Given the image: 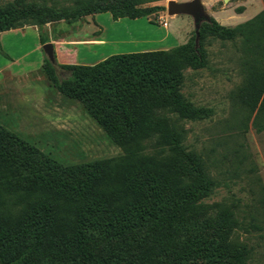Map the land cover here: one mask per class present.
I'll return each instance as SVG.
<instances>
[{"label": "trees", "instance_id": "trees-1", "mask_svg": "<svg viewBox=\"0 0 264 264\" xmlns=\"http://www.w3.org/2000/svg\"><path fill=\"white\" fill-rule=\"evenodd\" d=\"M157 10L163 8L81 3L67 15L9 7L0 9V33L27 16L40 25H69L99 13L134 20ZM209 27L220 40L240 41L244 77L234 98L246 120L254 113L251 126L261 132L264 13L232 28L210 19ZM189 52L190 65L203 67V50ZM169 60L152 51L111 55L91 66L44 61L56 91L79 102L123 154L65 166L0 126V264H248L251 250L238 231L261 227L238 220L237 202L221 205L214 218H197L195 203L214 182L202 157L182 146L183 129L161 130L149 114L167 107L191 122L211 116L181 97L182 76ZM151 133L170 153L163 167L131 152ZM259 203L264 207V196Z\"/></svg>", "mask_w": 264, "mask_h": 264}, {"label": "rangeland", "instance_id": "rangeland-1", "mask_svg": "<svg viewBox=\"0 0 264 264\" xmlns=\"http://www.w3.org/2000/svg\"><path fill=\"white\" fill-rule=\"evenodd\" d=\"M170 1L197 2L202 19L195 28L190 18L191 28L187 29L189 32L186 31L182 44L166 50L145 52L161 51L169 55L168 65L173 64L182 76L179 85L181 97L195 107L210 109L211 116L191 122L179 118L167 107H152L149 114L153 121L161 122V130H168L173 126L183 129L185 133L182 146L186 151H193L202 157L214 182L212 192L195 203L197 218H214L221 205L237 202L238 220L245 227L253 222L262 229L246 228L245 231H238L239 241L247 244L251 250L248 264H264V207L259 203L260 197L264 196V130H254L251 126L254 113L246 120L243 110L234 98L235 90L242 84L244 77L242 63L245 61L239 39L220 40L209 27L210 19L227 28L248 21L259 13H264V0H0V9L25 6L34 11L48 8L70 15L81 3L105 7L129 4L141 9L163 8L150 16L134 20L113 19L110 13L89 15L85 20L84 17L81 18L77 31L81 32L84 42H91L99 37L100 46H104L100 48V59H105L111 55L143 53L141 50L159 48L156 44L159 33L153 31L149 24L163 27L165 18L176 16L166 12V3ZM39 21V18L33 16L18 19L17 28L11 29L16 31L3 34L0 41V66L8 62L2 51L10 58L26 53L24 59L15 62L9 71L17 76L29 72V80L42 92L48 108L56 109L51 112L56 122L45 126L47 123L38 114L31 113L28 104L21 101L19 95L11 91L9 86V89L0 93V124L12 130L17 129L16 133L22 140L65 166L122 155V151L96 127L80 103L61 96L40 75L36 55H40V52L43 54V65L48 59L42 46L50 44L53 53L54 43L51 44L48 40L45 27L48 23L40 25ZM60 30L61 28L53 27L51 33L53 35ZM35 33L39 38L40 51L33 50L37 42ZM146 39L152 42L141 45ZM134 40L138 42L135 43ZM53 41L57 42L59 39L54 38ZM179 47H186L188 52H179ZM198 47L204 52L205 64L201 68H193L190 65L189 49L196 53ZM90 55H93L92 51L83 48L79 50V57H89L84 60L85 63L93 60ZM9 71L1 72L0 78H7ZM66 76L67 73L59 75L61 79ZM1 103H4V107ZM52 129H73L77 132L73 136L69 132L57 134ZM160 150L163 152L159 155ZM131 152L136 157L155 158L160 167L167 163L170 155L153 133L131 147ZM256 179H259L258 183Z\"/></svg>", "mask_w": 264, "mask_h": 264}, {"label": "crops", "instance_id": "crops-1", "mask_svg": "<svg viewBox=\"0 0 264 264\" xmlns=\"http://www.w3.org/2000/svg\"><path fill=\"white\" fill-rule=\"evenodd\" d=\"M87 18V16H85ZM84 17V20H85ZM190 16L180 14L173 17L165 18V25L163 27H155L152 24H149L153 27V31L159 33L158 40L156 41V44L159 45V48H147L144 50H141L142 52L149 51V50H166L169 48H172L176 45L182 44L185 39L186 31L189 32V28H191V21ZM87 20V19H86ZM80 24V22H76L74 24H65L61 21L56 22H50L45 27L48 31V40L53 46V53L55 57V61L57 64L60 65H84V66H91L94 65L103 58L100 59V48H103L104 46H100V38H95L91 42H84V37H82L81 32L77 31V26ZM61 28L60 31H55V33L52 35L51 31L53 27ZM184 27V28H183ZM35 30V29H34ZM16 30H10L7 32L0 33V41L2 40V36L5 33L9 32H15ZM19 32V31H17ZM35 38L37 39V42L33 46L34 51H40V44H39V38L38 35L35 33ZM54 38L59 39V41H53ZM150 39V38H148ZM144 40V43L141 45H149V43L152 42V40ZM105 40V39H104ZM135 43L138 42L137 40H134ZM108 42V41H106ZM2 46V44H1ZM83 48L87 51H92L93 55H90V57L93 59L91 62L88 61L85 63L84 60L88 59L89 57H79V50ZM91 49V50H89ZM4 55H6V59L8 62L3 64V66H0V73L4 70H10V67L16 62L24 59L25 54L19 55L18 57L10 58L4 51H2ZM37 56V61L39 68H40V75L42 74L43 78L46 80L49 86H52V84L49 82L47 77L45 76L43 70H42V58L43 54L40 52V55ZM94 57V58H93ZM97 57V58H96ZM24 70V69H23ZM28 70V69H26ZM30 74L29 72H24L21 75H16L14 72L9 71V74H7V78L4 80L0 78V93H3L4 89H9L13 91L14 93L18 94L21 101H24L28 104V109L31 110V113H36L40 116L41 119H43L45 126L49 124H55L53 122H56L51 115V112L55 108H48L45 97L42 95V92L39 91V88L37 86H34L32 84V81L29 80ZM53 87V86H52ZM54 88V87H53ZM55 89V88H54ZM56 90V89H55ZM60 94V93H59ZM64 98L70 99L68 97H65L64 95L60 94ZM75 101V100H74ZM79 103V102H78ZM1 106L4 107V103H1ZM83 108V107H82ZM84 109V108H83ZM56 110V109H55ZM85 111V110H84ZM86 112V111H85ZM87 114V112H86ZM73 115V114H72ZM88 115V114H87ZM88 117L93 121V123L96 125L97 128L100 129V127L96 124V122L88 115ZM77 126L78 123L76 122ZM5 129H9L8 131L12 132L16 136L20 138V136L16 133L17 129L13 128L10 129V127H6L4 124H0ZM78 130V127H77ZM77 130H75L77 132ZM55 133H63V132H69L73 136L76 132L73 131V129H67V130H60V129H52Z\"/></svg>", "mask_w": 264, "mask_h": 264}, {"label": "water", "instance_id": "water-1", "mask_svg": "<svg viewBox=\"0 0 264 264\" xmlns=\"http://www.w3.org/2000/svg\"><path fill=\"white\" fill-rule=\"evenodd\" d=\"M166 12L169 15H188L192 18L194 27L196 28L198 22L202 19L201 10L197 2L190 3H175V2H167L166 3ZM43 52L46 54L49 62H53V53L52 46L50 44H44L42 46Z\"/></svg>", "mask_w": 264, "mask_h": 264}]
</instances>
